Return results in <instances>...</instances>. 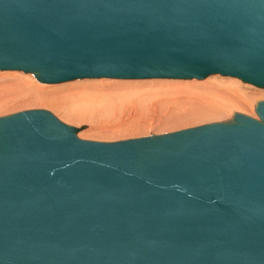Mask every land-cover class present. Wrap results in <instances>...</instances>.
Returning <instances> with one entry per match:
<instances>
[{
  "label": "water",
  "instance_id": "water-1",
  "mask_svg": "<svg viewBox=\"0 0 264 264\" xmlns=\"http://www.w3.org/2000/svg\"><path fill=\"white\" fill-rule=\"evenodd\" d=\"M0 72L264 89V0H0ZM255 113L117 142L0 117V264H264Z\"/></svg>",
  "mask_w": 264,
  "mask_h": 264
},
{
  "label": "rangeland",
  "instance_id": "rangeland-1",
  "mask_svg": "<svg viewBox=\"0 0 264 264\" xmlns=\"http://www.w3.org/2000/svg\"><path fill=\"white\" fill-rule=\"evenodd\" d=\"M228 87L231 91L237 89L242 96L257 94L251 95L253 98L241 110L225 105L236 96ZM82 89L90 90V95L77 94ZM261 101H264V89L219 75L203 81L101 79L45 85L30 74L0 72V117L47 110L67 125L86 126L78 136L87 141L117 142L163 135L224 122L235 113L247 116L252 113L258 119L255 105ZM213 107L219 109L214 111L217 116H213L214 112L210 114ZM220 111L224 112L219 114ZM94 129L108 132L97 134Z\"/></svg>",
  "mask_w": 264,
  "mask_h": 264
},
{
  "label": "bare ground",
  "instance_id": "bare-ground-1",
  "mask_svg": "<svg viewBox=\"0 0 264 264\" xmlns=\"http://www.w3.org/2000/svg\"><path fill=\"white\" fill-rule=\"evenodd\" d=\"M32 76H33V75H32ZM33 77H34V76H33ZM220 77H221V76H220ZM23 81H24V80H23ZM176 81H179V80H176ZM133 85H134V84H133ZM228 85H229V84H228ZM222 87H223V86H222ZM226 87H227V86H226ZM226 87H225V88H226ZM231 87H232V86H231ZM231 87H228V90H229V91L232 90ZM236 87H237V86H236ZM85 88H86V87H85ZM178 88H179V87H178ZM79 90H80V89H79ZM82 90H83L82 92H78L77 94L80 93V94H82V95H87V96L90 95V94H89L90 90H87V89H82ZM95 90H98V89L96 88ZM233 90H234V89H233ZM236 91H237V89L234 90V91H231V92H233L234 94H236V96H235V98H234L233 100L229 101L228 103H225V105H226V104H227V106H228V105H230V106L233 105V106H236L238 109H241V110H242V108H243V105L246 104V103H248V102L250 101V99H252V98H253L254 96H256V94H257V93H256V94L253 93L254 95L251 94V95L253 96V97H252L251 95H247L246 93H244V94H246V95L242 96L243 94L239 95L240 92L237 91V92H238V93H237ZM44 93H45V92H44ZM75 93H76V92H75ZM77 94H76V95H77ZM239 96H240V97L242 96V97L240 98ZM260 96H261V95H260ZM54 97H55V96H54ZM77 97H78V96H77ZM238 97H239V98H238ZM237 98H238V99H237ZM89 100H90V99H89ZM59 103L61 104V102H59ZM62 103H63V102H62ZM229 103H230V104H229ZM44 104H45V103H44ZM230 106H229V108H230ZM218 107L221 108L219 105L217 106V108H218ZM224 107H225V106H224ZM224 107H223V108H224ZM217 108L214 109V107H213L212 110H211L212 113H211V111H210V114L212 115L213 112H214L215 110L219 111V109H217ZM223 108H222V109H223ZM225 108H226V107H225ZM227 108H228V107H227ZM246 108H247V107H246ZM200 110H201V109H200ZM202 110H203V109H202ZM209 110H210V109H208V112H209ZM224 110H225V109H224ZM205 111H206V110H205ZM192 112H193V111H192ZM192 112H191V113H192ZM221 112H222V111H220V113H219V112H218V113H219V114H222L224 111H223L222 113H221ZM196 113H197V112H196ZM196 113H195V116L198 114V113H197V114H196ZM202 113H203V112H202ZM203 115H204V114H203ZM205 115H206V113H205ZM205 115H204V116H205ZM214 115L217 116V115H216V112H214L213 116H214ZM250 115L253 116L252 113H251ZM250 115H249V116H250ZM199 116H200V115H197L196 117L199 118ZM208 116H209V115H208ZM192 117H194V115H193ZM253 117H254V116H253ZM186 120H187V119H186ZM170 121H171V120H170ZM106 130H107V129H105V130H100V131L98 132L97 130L94 129V130H92V131L96 132L97 134H103V133H107V132H108V131H106ZM90 132H91V130H90ZM110 132H111V131H110ZM116 132H117V130H116ZM87 134H88V133H87Z\"/></svg>",
  "mask_w": 264,
  "mask_h": 264
}]
</instances>
